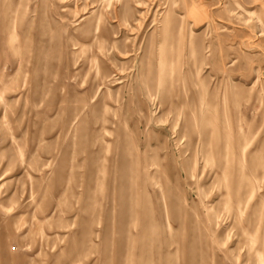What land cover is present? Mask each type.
Listing matches in <instances>:
<instances>
[{
  "label": "rangeland",
  "instance_id": "1",
  "mask_svg": "<svg viewBox=\"0 0 264 264\" xmlns=\"http://www.w3.org/2000/svg\"><path fill=\"white\" fill-rule=\"evenodd\" d=\"M255 226L264 0H0V264H257Z\"/></svg>",
  "mask_w": 264,
  "mask_h": 264
},
{
  "label": "bare ground",
  "instance_id": "2",
  "mask_svg": "<svg viewBox=\"0 0 264 264\" xmlns=\"http://www.w3.org/2000/svg\"><path fill=\"white\" fill-rule=\"evenodd\" d=\"M237 185H241L239 183H236ZM243 200L241 198H238L237 205H239ZM228 203V201L226 202ZM256 231H257V226L253 228V230L250 233H247L246 239L248 241V247L247 250L248 252H252L255 256V261L257 264H264V246L262 245H255L256 242Z\"/></svg>",
  "mask_w": 264,
  "mask_h": 264
}]
</instances>
